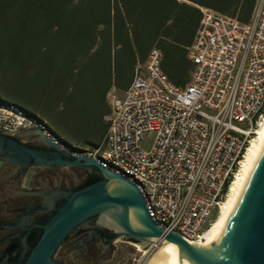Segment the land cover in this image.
<instances>
[{
  "label": "built area",
  "instance_id": "built-area-1",
  "mask_svg": "<svg viewBox=\"0 0 264 264\" xmlns=\"http://www.w3.org/2000/svg\"><path fill=\"white\" fill-rule=\"evenodd\" d=\"M187 59L191 78L179 87L162 69V52L153 48L136 66L124 96L108 94L107 131L92 149L53 139L46 121L22 118L13 104L0 109V134L37 129L101 166L110 158L107 167H126L125 177L149 197L157 225L165 222L192 233L194 242L204 240L264 116V0L256 1L248 22L203 11ZM145 134L154 135L149 150L140 146Z\"/></svg>",
  "mask_w": 264,
  "mask_h": 264
},
{
  "label": "trees",
  "instance_id": "trees-1",
  "mask_svg": "<svg viewBox=\"0 0 264 264\" xmlns=\"http://www.w3.org/2000/svg\"><path fill=\"white\" fill-rule=\"evenodd\" d=\"M167 1L177 14L187 8ZM191 1L248 22L257 0ZM129 4V0H0V82L6 73L12 90L0 94V104L64 100L65 109L66 100H106L113 87L122 90L131 84L136 66L154 47L153 34L143 30L141 11L135 15ZM165 43H157L163 51L162 69L173 84L185 86L192 70L187 50L181 56L170 55ZM94 123L61 119L55 126L69 134L98 122Z\"/></svg>",
  "mask_w": 264,
  "mask_h": 264
},
{
  "label": "water",
  "instance_id": "water-1",
  "mask_svg": "<svg viewBox=\"0 0 264 264\" xmlns=\"http://www.w3.org/2000/svg\"><path fill=\"white\" fill-rule=\"evenodd\" d=\"M46 149L20 143L0 134V152L6 161L22 169L32 166L74 167L97 171L90 184L59 197L63 203L50 213L38 241L22 264H58L54 257L71 232L91 221L109 218L116 231L113 240L138 244L144 250L162 243L177 245L193 264H264V150L217 243L210 248L189 242L176 231L166 232L150 217L137 186L125 177L102 167L93 157L74 155L50 141L40 130ZM26 133L19 134L24 136ZM18 135V136H19ZM106 225V224H105Z\"/></svg>",
  "mask_w": 264,
  "mask_h": 264
},
{
  "label": "flooded vegetation",
  "instance_id": "flooded-vegetation-1",
  "mask_svg": "<svg viewBox=\"0 0 264 264\" xmlns=\"http://www.w3.org/2000/svg\"><path fill=\"white\" fill-rule=\"evenodd\" d=\"M23 132L24 136L11 137L28 146L47 148L38 133ZM5 157L0 152V264H22L40 238L48 215L63 203L59 196L90 184L98 172L63 166L22 169ZM105 221L102 219L103 225L91 220L76 228L61 244L54 260L58 264H126L122 244L128 242L113 240L116 231Z\"/></svg>",
  "mask_w": 264,
  "mask_h": 264
},
{
  "label": "crops",
  "instance_id": "crops-1",
  "mask_svg": "<svg viewBox=\"0 0 264 264\" xmlns=\"http://www.w3.org/2000/svg\"><path fill=\"white\" fill-rule=\"evenodd\" d=\"M176 1L187 6V8H182L180 14L176 13L177 9L174 6H169L167 0H129V6L131 12L135 15L141 11V16L144 20V32L153 34L151 38L153 41L152 48H159L163 54L162 48L158 47L157 43L160 41L166 42V50H168L170 55L181 56L183 50H187L195 40L201 25L203 11L211 9L200 6L191 0ZM152 27H154L153 30ZM155 34L157 36H155ZM191 73L192 70L190 72V78ZM129 86L130 84L126 85L122 90H117L113 87L108 94L116 92L119 97H123ZM6 101L9 102V104L20 107L27 115L46 121L61 137L64 144L69 147L92 149L101 142L107 131L108 126L105 117L110 112L108 99L66 100L67 107L65 109L63 108L64 100ZM55 114H63V119L67 122H72L76 120V118H85L86 120L95 122L94 124L98 123L97 125L92 124V127L84 131H77L69 134L62 133L55 126V121L61 120L57 118Z\"/></svg>",
  "mask_w": 264,
  "mask_h": 264
},
{
  "label": "bare ground",
  "instance_id": "bare-ground-1",
  "mask_svg": "<svg viewBox=\"0 0 264 264\" xmlns=\"http://www.w3.org/2000/svg\"><path fill=\"white\" fill-rule=\"evenodd\" d=\"M0 109H5L4 104H0ZM18 115H21L22 118H35L34 116L27 115L23 109L18 108ZM46 133L51 135L53 139H59L57 134L53 131L51 126H46ZM264 150V116L261 120L259 129L256 136L251 141V144L247 150L245 158L241 164L239 173L232 182L225 201L220 207L218 218L212 223L211 228L205 234L204 240L194 242V235L192 233H184L178 228H173L170 225H167L165 222H158V226L163 228L166 232L176 231L186 238L189 242L197 244L202 247L210 248L213 247L217 241L222 236L228 221L243 193V190L258 162L262 152ZM82 156V155H81ZM97 162V161H96ZM98 163V162H97ZM107 166H110V158H103V166L106 169H109ZM115 174L125 177L126 167H119V172H115V169H109ZM126 178V177H125ZM129 180V178H127ZM131 180H138L137 172H130ZM139 190V189H138ZM141 193V190H139ZM146 209L155 222L154 211L151 210V203L149 202V197L145 193H141ZM106 223L111 225L109 218H104ZM156 252L150 258L147 264H193L191 261H188L185 256L182 254L181 250L177 245L172 243H162L159 247L157 246Z\"/></svg>",
  "mask_w": 264,
  "mask_h": 264
},
{
  "label": "rangeland",
  "instance_id": "rangeland-1",
  "mask_svg": "<svg viewBox=\"0 0 264 264\" xmlns=\"http://www.w3.org/2000/svg\"><path fill=\"white\" fill-rule=\"evenodd\" d=\"M9 85L10 84L7 80V74L5 73L0 82V94L3 95L10 94L11 87ZM55 115L59 119L64 118L63 114H55ZM57 136L61 140V142L64 143L58 134ZM153 141H154V135L145 134L142 141L140 142V146L144 150H149L153 145ZM217 218L218 215L215 216V218L211 222V225L212 223H214V221ZM211 225L208 226L207 229L211 228ZM157 249H158L157 246L153 245L150 246L147 250H144L140 247V245L128 242L127 244L126 243L122 244V258L125 260L126 264H147Z\"/></svg>",
  "mask_w": 264,
  "mask_h": 264
}]
</instances>
